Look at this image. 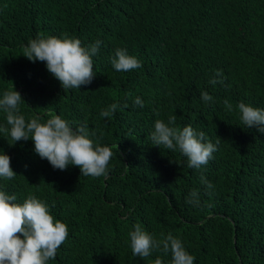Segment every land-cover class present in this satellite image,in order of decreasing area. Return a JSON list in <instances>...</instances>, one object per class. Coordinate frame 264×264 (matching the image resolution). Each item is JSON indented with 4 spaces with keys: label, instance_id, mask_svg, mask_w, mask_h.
<instances>
[{
    "label": "trees",
    "instance_id": "obj_1",
    "mask_svg": "<svg viewBox=\"0 0 264 264\" xmlns=\"http://www.w3.org/2000/svg\"><path fill=\"white\" fill-rule=\"evenodd\" d=\"M38 37L100 41L92 82L63 90L44 62L23 57ZM117 48L142 66L115 71ZM11 85L26 122L58 115L113 151L107 175L87 177L71 165L53 169L31 139L10 146L0 131V154L16 174L0 177V191L18 204L35 196L68 227L48 264H170V253L132 255L136 224L155 239H180L194 264H264V134L246 128L237 108L264 109V0H0V98ZM172 115L174 127L220 139L207 165L189 168L178 150L152 144L155 121ZM5 116L0 109V128L9 127ZM193 192L197 203L188 202Z\"/></svg>",
    "mask_w": 264,
    "mask_h": 264
},
{
    "label": "clouds",
    "instance_id": "obj_2",
    "mask_svg": "<svg viewBox=\"0 0 264 264\" xmlns=\"http://www.w3.org/2000/svg\"><path fill=\"white\" fill-rule=\"evenodd\" d=\"M100 41L82 47L79 39L47 37L30 40L23 47V57L30 62H44L47 71L60 82L63 90L79 89L88 85L95 77L92 57L97 55ZM110 64L117 72H130L139 69L141 62L130 56L126 49L117 48L110 57ZM222 73L217 71L216 76ZM221 81L212 79L210 83ZM204 102H211L212 97L201 93ZM25 103L20 93L5 91L0 98V109L6 114L9 127L0 128L7 133L13 143L31 139L34 152L41 159H46L53 169L66 170L70 165L80 170L81 175L100 177L107 175L113 151L108 146L94 145L89 138L90 133L85 126L73 129L69 122L56 115L46 122L40 123L38 118L26 122L19 114V105ZM227 111L233 110L232 104L224 100ZM134 104L143 107L142 100L137 97ZM118 104L113 103L100 115H113ZM127 107V105H124ZM240 121L246 128L255 127L264 134V109L255 108L243 102L237 105ZM177 117L172 115L167 123L156 120L150 135L153 145L179 151L187 158L189 168L200 169L207 165L217 151V143L207 140L203 131L194 130L191 125L182 129L174 127ZM16 176L10 166V157L0 154V177L11 180ZM201 183L206 189L213 185L201 176ZM17 197L0 191V264H48L57 254V249L68 238V227L65 223L54 220L49 207L33 195H29L23 204L15 203ZM189 203L198 202V194L190 193ZM132 255L141 258L149 257L154 251L171 254L170 264H194L195 257L184 248L182 241L172 234L163 239H155L144 231L141 225H134L129 233ZM154 264H163L157 258Z\"/></svg>",
    "mask_w": 264,
    "mask_h": 264
}]
</instances>
